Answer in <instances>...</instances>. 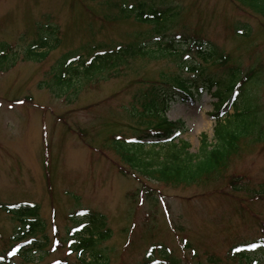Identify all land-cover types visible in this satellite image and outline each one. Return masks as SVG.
<instances>
[{
	"label": "rangeland",
	"instance_id": "374dc122",
	"mask_svg": "<svg viewBox=\"0 0 264 264\" xmlns=\"http://www.w3.org/2000/svg\"><path fill=\"white\" fill-rule=\"evenodd\" d=\"M139 4L159 10L174 6L181 11L168 32L169 37L183 36L174 40L181 52L191 48L185 44L187 35L201 34L217 56L233 58L246 74L256 75L247 90L258 101L264 131V16L238 2L0 0V44L12 48L11 56L7 49L8 56L0 60V264H80L76 256H69L63 241L85 222L79 215L83 212L107 216L112 238L103 247L112 248L110 264H141L154 245H162L182 264H210V258L219 264H236L229 257L231 248L264 240V201L247 192L264 191V132L261 142L245 138L239 142V155L227 172L242 175L241 191L234 194L218 185L245 203L250 209L246 211L226 193L195 186L166 187L137 174L123 164V152L119 155L112 147L115 140L154 141L144 131L152 119H139L148 83L157 80L159 84L161 75H174L182 62L196 67L197 54L185 52L180 62L167 49L150 59L127 60L115 76L55 95L52 78L55 81L62 73L64 67L57 63L63 57L72 54L87 60L94 48L109 51L126 46L136 34L150 29L133 15L118 17L121 7L138 8ZM238 22L248 27V37L233 32ZM43 33L52 39L44 49L39 38ZM33 47L35 53L30 56L36 60H25L27 48ZM201 68L206 71L197 79L183 69L179 76L187 80L197 102L176 96L165 113L168 122L184 124L180 132H170V138L188 143L191 153L198 152L203 135L210 142L214 139L218 100L213 96L216 88L208 89V79L219 82L229 75V67L219 63ZM175 93L170 89L162 97L170 99ZM155 140L166 142L164 137ZM149 189L157 193V202L147 199ZM18 203L38 206L46 227L19 243L15 234L20 223L5 210ZM42 241L47 245L38 249ZM21 245L30 250L27 255H12ZM157 253L155 259L162 258ZM251 257L249 264H264V243Z\"/></svg>",
	"mask_w": 264,
	"mask_h": 264
},
{
	"label": "trees",
	"instance_id": "16d2710c",
	"mask_svg": "<svg viewBox=\"0 0 264 264\" xmlns=\"http://www.w3.org/2000/svg\"><path fill=\"white\" fill-rule=\"evenodd\" d=\"M238 2L245 8L249 9L256 15L264 16V0H231ZM181 11L176 7H165L159 9L146 8L144 4H139L136 8L133 5L121 7L119 11V18L129 19L133 15L134 19L145 26L150 27L149 30L143 31L140 34L135 35V40L126 46H121L114 50L100 51L99 47L93 49V53L88 57L87 60L83 59L82 56L73 57L66 55L57 64V66L64 67L62 73L55 76V81L52 78L53 91L55 95L67 93L73 89H78V86L84 89L89 86V83L98 82V79L110 78L118 74L117 70L120 65L126 64L127 60L131 59H150L157 53H163V51L169 49L173 52V58L183 61L185 58L182 56L185 52H192L197 54L200 61L196 62L195 66L188 67L183 66L185 62L180 63L175 74L172 76L161 75L159 84L154 81L151 84L148 91L144 92L143 113L139 119L147 117L148 120L145 123L146 132L145 137L153 138L154 141L148 143L144 141V138H137L134 141H120L115 140L112 147L115 148L119 155L123 159V164L128 166L137 174L146 176L147 178L165 185L166 187L189 188L191 186L204 189L210 193H226L228 196L238 201V208L246 211L250 210L245 208V203L239 202V198L232 196L225 190H220L218 185L229 187L232 192L238 193L241 190L238 187V180L243 178L238 173H227L229 168L233 165V161L239 155L240 141L245 138L258 139L261 142L263 139L262 133L263 125L262 120L259 118V104L256 99L249 96L247 87L252 86L254 76L253 72L246 74L241 70L238 63L233 62V58L230 59L228 56L218 55L216 49L212 46L209 48L207 40L201 36V34L193 36L187 35L185 44L188 46V50L181 52L180 48L176 47V39H183V36L178 35L175 37H169V26L173 21L180 16ZM50 26V25H49ZM236 26V27H235ZM233 27V32L238 36L248 37V27L245 24L238 22ZM53 28L52 26H50ZM57 30V28H53ZM40 47L45 48L47 44H51L52 39L46 34H40ZM201 37V38H200ZM203 38V39H202ZM35 42L31 45L33 46ZM38 44V43H37ZM36 45V44H35ZM29 46V47H31ZM7 49L10 51L12 48L5 44H0V60L6 58ZM26 50L25 60L33 61L31 59L34 50ZM99 50V51H98ZM15 54V53H13ZM48 56V55H47ZM45 56L44 58H46ZM43 60V59H41ZM229 67L228 79L220 80L219 82L208 79L209 87L211 91L213 87L216 88V92L213 94L218 100L215 107V114L213 115L216 119V126L214 128V139L209 141L207 135H203L201 138V146L197 153H191L190 145L186 142L175 143V140L165 143H157L155 139L166 138L170 136V132H178L183 130L184 124L182 122L172 123L166 120V110L171 103L169 100H173L176 96L184 102L196 103L195 94L190 89V85H187V80L180 79L182 69L183 72L189 73L197 79L199 76H203L206 68H201L202 65L217 64ZM14 64V63H13ZM12 64V65H13ZM9 69V68H8ZM55 71V70H54ZM55 73V72H54ZM114 73V74H113ZM178 75V76H176ZM59 79L58 83L56 82ZM66 82V83H65ZM252 82V83H251ZM165 85L168 87L163 88ZM197 86L194 85L193 88ZM172 89L176 93L174 97L165 99L162 97V93H169ZM198 90V87L196 88ZM204 91L200 89V93ZM233 109V114L227 111ZM136 116V115H135ZM144 125V124H142ZM254 128V130L252 129ZM250 131V133H246ZM148 140V139H147ZM147 194V199L157 202V193L152 189ZM249 197L253 199H262L264 201V191H251L247 189ZM0 208H2L0 206ZM6 213L14 215V219L20 223L18 233L15 234L16 240L19 242L28 241L30 235L35 233H41L45 230V223L40 220L38 216V206L35 204H15L7 205ZM80 217L85 219L84 223H80L78 229L69 236L66 241H63L67 248H69V256H76L80 261V264H110V254L112 248H104L103 245L112 238V230L107 225V216L99 214L98 212H83L79 214ZM79 221V220H78ZM82 221V220H81ZM84 221V220H83ZM14 238V239H15ZM42 241L36 245L38 249H42L47 243ZM60 243V242H59ZM61 242V244H63ZM263 241L257 244L251 243L248 245H237L229 250L230 260L236 264H249L251 255L259 252V249L263 247ZM35 245V244H34ZM33 245V246H34ZM32 246V247H33ZM25 250V249H24ZM22 249V245L17 248V256L27 255L30 250ZM158 252V253H157ZM161 255L162 258H156L155 254ZM196 253V252H195ZM213 258V256H212ZM217 259L208 260L210 264H216ZM58 264H69L66 261ZM141 264H182L179 259H176L174 255L169 254L163 249V246L154 245L148 257ZM196 264H202L201 261ZM219 264V263H218ZM256 264H261L260 261Z\"/></svg>",
	"mask_w": 264,
	"mask_h": 264
}]
</instances>
